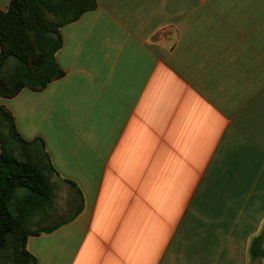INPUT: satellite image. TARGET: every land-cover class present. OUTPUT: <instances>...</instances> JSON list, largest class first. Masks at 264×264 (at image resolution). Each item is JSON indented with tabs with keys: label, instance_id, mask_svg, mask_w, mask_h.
Segmentation results:
<instances>
[{
	"label": "crops",
	"instance_id": "0c3cea01",
	"mask_svg": "<svg viewBox=\"0 0 264 264\" xmlns=\"http://www.w3.org/2000/svg\"><path fill=\"white\" fill-rule=\"evenodd\" d=\"M97 3L61 29L64 78L0 99L61 185L40 215L59 226L29 250L39 264H264V0Z\"/></svg>",
	"mask_w": 264,
	"mask_h": 264
},
{
	"label": "trees",
	"instance_id": "16d2710c",
	"mask_svg": "<svg viewBox=\"0 0 264 264\" xmlns=\"http://www.w3.org/2000/svg\"><path fill=\"white\" fill-rule=\"evenodd\" d=\"M96 8L97 0H11L7 11L0 10V97H14L24 88L42 91L63 77L57 61L64 44L60 28ZM0 138V253L4 264H39L26 247L37 210L54 198L51 165L43 153L34 155L32 143L24 140L2 105ZM9 140L28 155H15ZM262 238L253 241V259L264 254Z\"/></svg>",
	"mask_w": 264,
	"mask_h": 264
},
{
	"label": "rangeland",
	"instance_id": "374dc122",
	"mask_svg": "<svg viewBox=\"0 0 264 264\" xmlns=\"http://www.w3.org/2000/svg\"><path fill=\"white\" fill-rule=\"evenodd\" d=\"M97 6H98V3H97ZM95 10V9H94ZM83 15V14H82ZM66 25V24H65ZM65 25H63V26H65ZM62 26V27H63ZM62 27L60 28V33H61V29H62ZM61 35H62V33H61ZM10 65L11 66H13V61H11L10 62ZM61 67V66H60ZM65 72V71H64ZM66 74V73H65ZM65 74H64V76H65ZM64 76L63 77H61V78H59V79H56V80H54V81H57V80H60V79H62V78H64ZM53 81V82H54ZM52 83V82H51ZM51 83H49V84H51ZM49 84H48V86H49ZM47 86V87H48ZM46 87V88H47ZM45 88V89H46ZM24 89H28V88H24ZM23 89V90H24ZM23 90H21V91H23ZM29 90H31V89H29ZM44 90V89H43ZM42 90V91H43ZM20 91V92H21ZM31 91H33V90H31ZM19 92V93H20ZM35 92H40V91H35ZM18 93V94H19ZM17 94V95H18ZM16 95V96H17ZM16 96H14V97H16ZM14 97H11V98H14ZM0 99H9V98H2V97H0ZM0 105H2V106H5L11 113H12V115H13V117H14V119H15V122H16V118H15V115L13 114V112L6 106V105H4V104H2V103H0ZM9 126V125H8ZM16 127H17V129H18V131H19V133L21 134V132H20V130H19V128H18V125H17V122H16ZM21 136L24 138V136L21 134ZM40 138V137H39ZM37 138H35L34 140H27V139H25L24 138V140L26 141V142H29V143H32V145H33V147L31 146V150H32V152L34 153V155H35V153H37V154H39V155H41V153H43L44 155H45V157H44V159L46 160V162L48 163V165H51V166H49V167H51V169L52 170H50L49 171V173H50V183H51V185H52V187H53V196H54V198L52 199V201H50L49 203H47V204H45L44 206H42V207H40L38 210H37V212H36V215H35V217H34V219L32 220V227H31V232L32 233H34L33 235H31L30 237H33V236H36V234L37 235H39V234H41V233H45V232H48V231H51V230H54L56 227H58L59 226V224H57L58 226H56V225H54V223H50L49 221H47L48 220V218H46V219H43L44 217H40V215H41V213H42V211H44L45 209H47L49 206H51V204L52 203H54L55 201H56V198L59 196V193H58V189L61 187V185H60V181H59V178H58V176H57V173H56V170H55V168H54V166H53V164H52V161H51V158L49 157V154H48V151H47V148H46V143H45V141L42 139V138H40V139H42L43 140V142H44V145L42 144V142H40V141H38V140H36ZM0 143H1V138H0ZM9 145H10V147H11V149H12V151L14 152V154L15 155H21V156H19L20 158H22V156L23 157H25L26 155H28L27 154V152H26V150L25 149H22V148H19L18 146H17V144L16 143H14V142H12V140H9ZM22 150H25V152H23ZM20 195L22 196L23 195V192H20ZM42 218V219H41ZM56 226V227H55ZM29 237V238H30ZM29 238H28V240H27V250L30 252V253H32L30 250H29V247H28V241H29ZM260 244H261V248H264V236H263V238L261 239V242H260ZM33 254V253H32ZM34 255V254H33ZM35 256V255H34ZM36 257V256H35ZM0 262L1 263H5L6 262V260L3 258V255H2V253H0Z\"/></svg>",
	"mask_w": 264,
	"mask_h": 264
}]
</instances>
